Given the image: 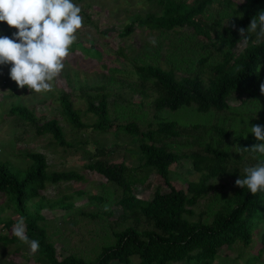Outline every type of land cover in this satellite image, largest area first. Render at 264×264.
<instances>
[{"label":"trees","instance_id":"obj_1","mask_svg":"<svg viewBox=\"0 0 264 264\" xmlns=\"http://www.w3.org/2000/svg\"><path fill=\"white\" fill-rule=\"evenodd\" d=\"M147 1L163 4L162 13L139 15L126 24L120 34L129 36L139 26L160 31L191 28L205 42L203 47L213 49L220 57L211 64L208 77L199 72L179 75L174 68H165L154 62L136 65L141 84L152 86L158 94L153 100L156 111L166 108L178 110L193 105L200 112H224L231 108L230 100L235 95L255 90L264 76V41H257L254 33L245 40L238 29H247L251 18L264 10V0L240 3L234 0H224L223 3L222 0ZM224 5L231 10V17L228 18L223 10L213 14L215 7L223 9ZM224 19L228 20L226 25ZM210 56H203L200 66L205 67ZM3 80L7 83V78ZM72 96L70 92H62V113L76 131H81L89 124L83 120L81 110L75 107ZM77 97L87 99V112L97 116L96 129L103 132L112 128L110 96L104 85L94 86L89 92L83 90ZM9 115L15 117L17 124L29 125L38 135L51 134L57 145L66 148L75 145L67 140L57 117L44 121L32 108L19 103L12 104ZM156 116L159 117L158 114ZM119 127L139 139L141 163L133 167L125 161L96 158L98 153L105 152L102 147L90 155L86 167L105 177L121 193L117 194L111 206L104 195H88L90 203L98 204L99 208L89 210L87 216L104 217L106 223L102 228L93 229L97 235L92 237H98V247H95L96 251L92 247V251L85 255L76 251L66 256L59 254L47 235L49 223L43 213L46 207L76 212L74 199L87 194L85 190L57 198L47 196L44 191L49 183L84 180V175L75 169L50 171L47 155L38 151L24 153L30 161L26 166L15 165L0 154V195L7 196L6 205L24 218L29 238L39 241L37 253L40 256L34 259L35 264H171L182 260L194 264H216L223 247L238 243L251 245L256 230L264 225V191L253 195L246 186H237L233 192L224 195L225 199L219 204L206 205L197 212V206L209 197L214 187L213 179L226 177L230 169L251 163L233 159L228 150L231 131L225 125H185L160 117L156 125L150 124L147 129L137 121L120 124ZM210 132L213 136L207 139ZM175 138H184L189 143L201 141L204 145L192 151L179 152L167 141ZM257 143L264 141H249L244 148L252 151L251 147ZM185 158H192L197 170L206 171L199 180H187V188L177 186L171 176L172 166ZM260 160H264V156L255 158L251 165ZM153 171L162 177L168 189L164 191L157 187L152 199L140 198L135 188L144 183ZM243 175L245 177L246 173ZM114 206L121 211L116 214ZM113 216L116 218L111 220ZM16 222L10 216L0 217V226L8 229ZM1 242L4 245L21 243L11 233L0 235ZM263 251V247L258 250L257 259Z\"/></svg>","mask_w":264,"mask_h":264},{"label":"rangeland","instance_id":"obj_2","mask_svg":"<svg viewBox=\"0 0 264 264\" xmlns=\"http://www.w3.org/2000/svg\"><path fill=\"white\" fill-rule=\"evenodd\" d=\"M234 1L240 3L244 0ZM73 2L82 9L83 26L76 33L77 40L70 47L69 55L64 61V69L52 81V91L36 93L27 86L21 89L10 78L11 64L0 65L1 156L11 160L15 165L26 166L30 161L24 153L38 151L47 155L50 171L75 169L85 177L84 180L49 183L44 191L51 198L63 194H76L80 189L87 192L84 196H77L74 199L76 212L73 209L50 207L43 210L49 223L47 235L55 243L58 253L64 256L73 251L85 255L92 251V247H98L99 239L92 237L94 234L97 235L96 232L93 233V229L102 228L106 220L104 217L87 216L86 212L96 211L99 208L98 204L90 203L88 195H104L109 200L107 204L111 206L117 194L121 193L120 189L108 182L105 177L86 167L90 155L97 153L98 148L102 147L105 152L98 153L96 158L112 162L125 161L133 167L141 163L139 139L126 134L119 127L120 124L137 121L143 129H147L150 124L156 125L160 117L165 120H177L185 125L219 123L231 131L228 150L233 159L240 163L252 164L255 158L262 156L257 152L246 150L244 146L249 141H256L251 126L264 125V93L260 90L261 84H264V76L253 92L235 95L230 100L231 108L228 111L200 112L193 105L178 110L166 108L156 111L153 100L158 94L152 86L141 84L136 65L154 62L165 68H174L179 75L199 72L203 73L204 77H208L211 64L215 59H220L213 49L203 47L205 42L201 41L191 28L160 31L139 26L129 36L120 34L121 29L139 15L151 12L161 14L163 4L147 0H73ZM222 10L228 14V18L233 15L225 5L223 9L221 6L215 7L213 14ZM223 23L226 25L228 20L224 19ZM16 31L18 30L8 26L6 22H0V36L11 37ZM152 38L157 41L155 46L149 43ZM84 44L95 47H86ZM203 56L211 57L205 63V67L200 66L199 63ZM4 78H7V83ZM98 85H104L110 96L109 120L113 126L109 131L102 132L94 127L97 116L87 112V99L77 97L83 90L89 92ZM65 91L73 94L75 107L81 110L83 120L89 124L88 128L76 131L65 118L60 102V96ZM15 103L29 106L44 121L57 117L64 127L67 140L75 145L67 148L57 145L51 134L38 135L26 123L17 124L15 117L9 115V110ZM157 114L159 117L156 116ZM212 134L210 132L207 139H210ZM167 141L179 152L192 151L204 145L201 141L189 143L184 138ZM251 163L242 165V168L230 169L226 177L213 179L214 187L209 197L204 198L197 206V212L206 205L215 206L222 202L226 194L237 188L235 181L244 178V169ZM203 172L197 170L192 158H185L172 166V181L179 187L187 188V180H199ZM157 187H161L164 191L168 189L162 177L153 171L146 177L144 183L136 186L135 192L140 198L152 199ZM6 197L0 195V217L3 219L10 216L18 221L20 216L6 205ZM210 200L213 203H210ZM113 208L116 214L121 211L116 206ZM115 218L116 216H113L111 220ZM13 227L8 229L1 225L0 235L12 234ZM263 235L264 225L256 230L251 245L238 243L235 246L223 247L215 263L264 264V251L259 259L256 257L258 250L264 248ZM36 256L40 255L36 253L32 256L26 244L0 243V264H35ZM171 264L194 263L182 260Z\"/></svg>","mask_w":264,"mask_h":264},{"label":"clouds","instance_id":"obj_3","mask_svg":"<svg viewBox=\"0 0 264 264\" xmlns=\"http://www.w3.org/2000/svg\"><path fill=\"white\" fill-rule=\"evenodd\" d=\"M81 11L73 0H0V22L18 30L11 37L0 36V65L11 64L9 75L19 88L27 86L36 93L53 90L52 81L64 69L76 33L83 26ZM238 31L245 40L254 33L257 41H264V10L251 18L247 29ZM149 43L155 46L157 41L152 38ZM260 90L264 93V84ZM251 132L258 141H264V125H252ZM251 150L264 156V143L254 144ZM244 171L245 177L235 184L246 186L253 195L264 191V160ZM12 234L28 245L31 254L39 251L40 243L27 235L23 217Z\"/></svg>","mask_w":264,"mask_h":264}]
</instances>
